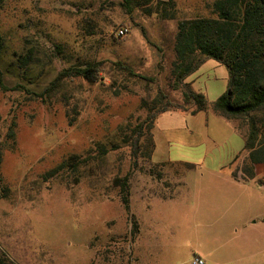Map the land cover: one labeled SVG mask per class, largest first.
Here are the masks:
<instances>
[{
    "label": "rangeland",
    "instance_id": "1",
    "mask_svg": "<svg viewBox=\"0 0 264 264\" xmlns=\"http://www.w3.org/2000/svg\"><path fill=\"white\" fill-rule=\"evenodd\" d=\"M158 1L168 3H147ZM173 1V18L128 10L122 0L2 1L0 81L8 89L0 86V173L9 191L0 200V252L7 264H189L194 254L205 264H264L263 178L242 173L245 151L233 160L246 123L211 113L201 127L182 113H164L157 129L179 165L147 159L133 130L154 112L159 94L170 106L182 103L171 78L177 24L212 15L214 0ZM19 55L29 57L26 65ZM82 63L95 66L93 80L65 78L45 94L61 70ZM226 78L225 66L210 59L190 79L211 103ZM70 154L87 162L77 181L66 172L43 179ZM212 169L241 174L219 205L217 191L201 189L200 175H215ZM127 174L125 210L114 180ZM181 180L201 193L175 190Z\"/></svg>",
    "mask_w": 264,
    "mask_h": 264
},
{
    "label": "trees",
    "instance_id": "2",
    "mask_svg": "<svg viewBox=\"0 0 264 264\" xmlns=\"http://www.w3.org/2000/svg\"><path fill=\"white\" fill-rule=\"evenodd\" d=\"M2 1L0 0V5ZM167 1L168 3L158 1L156 7H153L148 5L147 0H122L128 10L139 7L148 13L154 11L164 18H173L176 12L174 1ZM4 48L5 40L0 35V54ZM174 54L171 68L172 86L181 91L183 100L181 104L170 106L168 102L163 103L166 96L159 94L161 99L152 100L151 108L154 112L147 115L133 129L139 140L143 139L146 158L150 159L153 154L152 129L158 115L166 111H190L194 114L210 106L217 115L228 121L240 119L246 123L247 130L242 135L243 146L234 160L245 151L247 162L243 165L242 173L246 174V178L254 177L256 165L264 162V117L260 115V112L264 111V0H214L212 15L180 20L174 39ZM18 58L23 66L28 63V56L19 55ZM210 59L225 66L227 70L226 89L211 103L201 91L195 90L190 82L184 81ZM95 72L96 68L92 63L65 68L57 74L44 92L47 96L52 95L65 78L79 76L91 81ZM0 86L8 89L1 81ZM16 88L15 86L11 90ZM14 126L13 122L9 128V137L14 136ZM234 128L239 133L238 127ZM86 163L84 159H79V155L70 154L43 173V179L47 180L66 172L77 181L78 169L86 166ZM184 164L188 167L195 166L192 163ZM232 176L238 178L235 171ZM128 178L127 174L114 180L115 185L120 188V201L125 210L129 208ZM8 191L0 173V200L7 197ZM7 262V257L0 252V264Z\"/></svg>",
    "mask_w": 264,
    "mask_h": 264
},
{
    "label": "crops",
    "instance_id": "3",
    "mask_svg": "<svg viewBox=\"0 0 264 264\" xmlns=\"http://www.w3.org/2000/svg\"><path fill=\"white\" fill-rule=\"evenodd\" d=\"M205 63L206 62H204L199 67L198 70H196L194 73H192L191 75H189L186 78V80L189 81L191 83V85H193V83H194L193 81L194 80H191L190 78L192 76H194L196 74V72H198ZM226 81H227V78H226ZM195 90L200 91L197 88ZM167 112L182 113L184 118L186 119V121L189 120V122H188L189 125H193L191 123V121H192L195 124V126L199 125L201 127H203V125L207 126L209 114H211V113H213L214 115H217V114L211 108H207V109H204V110H199V111H197L194 114H192L190 111H166V112H163V113H161L160 115L157 116V118L155 120L154 127L152 129V134H153V139H154V150H153V154H152V157H151V161L153 163H160V164H167V165H179V163H183V162L182 161H173V160H171L169 158L170 156H169L168 152L164 151V144L165 143L168 144L170 139L167 137L166 134H164L162 131L157 129V125H156V123H157L156 121L158 120V118L160 116H162L164 113H167ZM217 116H219V115H217ZM190 128L191 127H189L188 130L190 132H193ZM234 157H233V160H234ZM221 168H223V166H221ZM218 170L222 171V169H218ZM212 171H215V175H206V177H204V175H200V177L202 179H204V180L201 181V189L205 190L206 192L217 191V193L220 194V197H217V203H216V201H215V203L217 205H219V204L224 203V199H223V196L225 194L224 193V189L225 188L230 189L234 185H238L240 183L239 177L241 176V174H239L237 171H235L237 173V177H238L237 179H235L232 176V172L234 171L233 169H229V170L226 169V170H224L225 172H222V173L217 171L216 169H212ZM254 177H253L254 180L256 178H259V179L263 178L262 181L264 182V162L258 163L256 165ZM214 184H217L219 187H214ZM179 187H185V188H187L189 190L191 188H193V189H196L197 193H201V191L199 190V188L197 186H194V185L190 186L189 182H187L185 180L179 181V183L175 187V190H177ZM175 190H174V193H175ZM174 193H173V195L171 197L159 198V199H157V201L162 203V202L168 201L169 199H173V198H175ZM177 193H178V191H177ZM227 206L231 207L232 206V202L227 204ZM143 224H144L143 221L139 222V237H143L144 236V225Z\"/></svg>",
    "mask_w": 264,
    "mask_h": 264
},
{
    "label": "built area",
    "instance_id": "4",
    "mask_svg": "<svg viewBox=\"0 0 264 264\" xmlns=\"http://www.w3.org/2000/svg\"><path fill=\"white\" fill-rule=\"evenodd\" d=\"M125 31H126V29L120 28L117 31V33H118V35H123ZM189 264H205V262H204L203 258L200 255L194 254L191 257Z\"/></svg>",
    "mask_w": 264,
    "mask_h": 264
}]
</instances>
